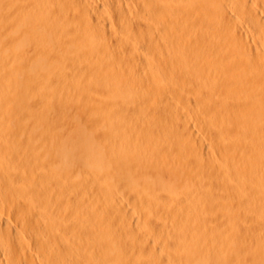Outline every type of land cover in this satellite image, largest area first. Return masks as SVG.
I'll return each instance as SVG.
<instances>
[{
    "label": "bare ground",
    "instance_id": "1",
    "mask_svg": "<svg viewBox=\"0 0 264 264\" xmlns=\"http://www.w3.org/2000/svg\"><path fill=\"white\" fill-rule=\"evenodd\" d=\"M0 264H264V0H0Z\"/></svg>",
    "mask_w": 264,
    "mask_h": 264
},
{
    "label": "rangeland",
    "instance_id": "2",
    "mask_svg": "<svg viewBox=\"0 0 264 264\" xmlns=\"http://www.w3.org/2000/svg\"><path fill=\"white\" fill-rule=\"evenodd\" d=\"M205 120H208V118H207V119H205Z\"/></svg>",
    "mask_w": 264,
    "mask_h": 264
}]
</instances>
